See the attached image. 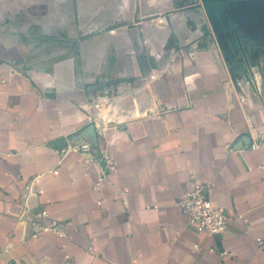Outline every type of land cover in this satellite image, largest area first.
<instances>
[{"label":"crops","instance_id":"0c3cea01","mask_svg":"<svg viewBox=\"0 0 264 264\" xmlns=\"http://www.w3.org/2000/svg\"><path fill=\"white\" fill-rule=\"evenodd\" d=\"M199 5L0 0V264H264V43ZM197 182L222 234L176 204Z\"/></svg>","mask_w":264,"mask_h":264},{"label":"rangeland","instance_id":"374dc122","mask_svg":"<svg viewBox=\"0 0 264 264\" xmlns=\"http://www.w3.org/2000/svg\"><path fill=\"white\" fill-rule=\"evenodd\" d=\"M176 3V1H174ZM178 4L183 3H192V4H200L199 6H203L206 11L207 16L211 15L212 7L216 10L219 7V13L224 17L226 14L232 11L235 12V17L230 21V25L228 29L224 28L226 36L229 38L233 34V38L230 40H219L217 35L218 33L222 34V28L217 25L211 24V21H208L210 25V30L214 34V36L218 39L216 43L222 48V50L226 51L228 49L231 50H240L243 49H253L258 48L264 43V0H177ZM243 3H245V17H248V12L250 11V21L246 22L247 26L242 27V16H243ZM221 6L224 9H220ZM228 9V10H227ZM240 21V23L238 22ZM223 22V19L220 20ZM249 24V25H248ZM230 29V30H229ZM223 36V35H222Z\"/></svg>","mask_w":264,"mask_h":264},{"label":"built area","instance_id":"2783aa9c","mask_svg":"<svg viewBox=\"0 0 264 264\" xmlns=\"http://www.w3.org/2000/svg\"><path fill=\"white\" fill-rule=\"evenodd\" d=\"M108 168H113V162L106 149L102 153ZM98 160V157H96ZM104 180L102 177L100 183ZM177 206L186 216L188 224L200 234H222L229 222L228 214L215 204L209 184L195 183L192 188L183 192L176 200ZM47 212H42L39 218H47ZM60 224L52 222L42 227L41 233L54 231L61 234ZM34 237H37L35 235Z\"/></svg>","mask_w":264,"mask_h":264}]
</instances>
